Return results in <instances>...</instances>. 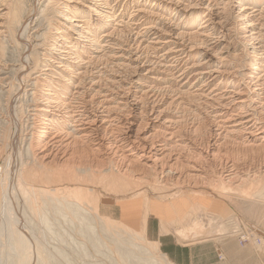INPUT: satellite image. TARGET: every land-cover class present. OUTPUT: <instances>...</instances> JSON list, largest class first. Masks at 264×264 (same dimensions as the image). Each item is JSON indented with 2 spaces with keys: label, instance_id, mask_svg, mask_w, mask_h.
<instances>
[{
  "label": "bare ground",
  "instance_id": "obj_1",
  "mask_svg": "<svg viewBox=\"0 0 264 264\" xmlns=\"http://www.w3.org/2000/svg\"><path fill=\"white\" fill-rule=\"evenodd\" d=\"M34 3L26 16L25 2L0 0V52L22 48L17 64L0 57V102L15 128L0 240L16 235L24 264H34L36 238L11 207L23 155L38 170L30 181H68L92 194L143 191L149 201L185 185L221 192L255 183L251 195L264 196V0ZM22 101L33 118L26 138ZM95 215L106 233L139 238ZM138 247L160 263L156 248Z\"/></svg>",
  "mask_w": 264,
  "mask_h": 264
},
{
  "label": "rangeland",
  "instance_id": "obj_2",
  "mask_svg": "<svg viewBox=\"0 0 264 264\" xmlns=\"http://www.w3.org/2000/svg\"><path fill=\"white\" fill-rule=\"evenodd\" d=\"M21 1L26 6L23 13L30 15V10L35 7L34 0ZM57 9L59 11V7ZM9 45L12 47L13 43L6 47L9 48L8 51L5 47V50H1V61L17 64L22 48L19 49L17 45L11 48ZM27 103L28 101H22L18 105L21 132L25 138L33 122L28 114ZM6 109L5 102H0V221L4 219L3 210L7 212L9 209L5 205L7 194L2 177L12 161L9 141L15 131L9 122ZM22 158L20 164L18 163L21 167L20 174L24 176L19 183L21 194L11 207L12 210L14 207L22 211L20 213L26 218L36 238L34 264H157L140 250L139 245L156 248L159 264H174L160 244L145 233L147 220L153 218L156 219V231L167 236L166 240L183 247L190 245L189 264H264V196L251 195L260 189L258 184L228 186L221 192H215L213 188L207 191L185 185L171 196L152 193L150 197L154 195L153 199L147 201L143 191L123 196L116 191L105 192L100 187H91L95 192L92 194L83 192L80 187L68 181L48 184L30 181L26 176L33 172L34 177L38 170L32 167V161L27 160L26 156L23 155ZM106 193L111 199L125 201L124 205L114 202L105 204L101 196H107ZM131 200L133 201L130 203ZM67 205H79L89 212L75 213L65 209ZM108 205L112 207L109 208ZM123 209L128 211L124 212L125 219ZM95 214L115 221L118 227L125 230L131 229L139 238L128 242L124 240L128 238L124 233L121 237L106 233ZM44 216L49 220V227L42 222ZM138 218V227H132L125 222H134ZM11 236L8 234L0 240V264H24L19 251L13 246L12 238L17 236ZM253 236L261 241H254ZM191 240L193 241L188 242Z\"/></svg>",
  "mask_w": 264,
  "mask_h": 264
},
{
  "label": "crops",
  "instance_id": "obj_3",
  "mask_svg": "<svg viewBox=\"0 0 264 264\" xmlns=\"http://www.w3.org/2000/svg\"><path fill=\"white\" fill-rule=\"evenodd\" d=\"M174 213L179 215L178 212H174ZM123 219H125L124 212H123ZM138 220L139 218L136 219L134 222H130V223L129 221H125V222H127L132 227H138L139 226ZM155 221H156L155 218H153V220L152 219L147 220V226L145 227L146 235L160 244L161 249L165 251V254L168 256L169 259H171L174 262V264H189L188 263V259H189L188 252H190V249H189L190 246L183 247V246H180V244L178 243L172 244L171 242L166 240L167 236H164V234H161L160 231L158 232L156 231Z\"/></svg>",
  "mask_w": 264,
  "mask_h": 264
},
{
  "label": "built area",
  "instance_id": "obj_4",
  "mask_svg": "<svg viewBox=\"0 0 264 264\" xmlns=\"http://www.w3.org/2000/svg\"><path fill=\"white\" fill-rule=\"evenodd\" d=\"M253 239L254 241H261V239L257 238V236H253ZM243 240L245 239L243 238ZM247 241H249V237H247Z\"/></svg>",
  "mask_w": 264,
  "mask_h": 264
}]
</instances>
